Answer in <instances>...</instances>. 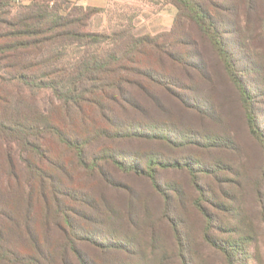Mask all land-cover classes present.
I'll use <instances>...</instances> for the list:
<instances>
[{"label": "trees", "instance_id": "obj_1", "mask_svg": "<svg viewBox=\"0 0 264 264\" xmlns=\"http://www.w3.org/2000/svg\"><path fill=\"white\" fill-rule=\"evenodd\" d=\"M169 1L178 12L172 32L177 41L132 37L121 50L117 38L87 30L88 20L96 10L84 11L70 0H0V84H19L23 92L48 90L53 97L46 115H31L30 120L28 115L9 117L6 113L10 102L5 97L17 93H8L6 87L3 92L0 88V142L7 152L4 162L0 161V193L4 196L2 205L12 212L2 215L0 211V264H127L130 261L117 257L121 252L129 254L130 249L119 248L120 243L107 238L104 242L100 240V232L82 227L81 214L72 206L92 207L91 197L83 184L77 183L79 180L72 179L74 172L70 173L59 157L54 159L50 155L45 143L49 137L70 150L75 166L84 177L100 184L88 188L93 192L101 187L128 192L130 187L123 182L135 178L146 180L167 200L162 174L187 171L199 194L195 207L207 222V242L226 256H232L226 247L209 239L211 220L196 171L202 167L198 172L204 176L210 174L204 162L198 161L197 150L220 148L229 140L215 134L196 140L177 126L157 123L138 101L142 97H134L132 93L138 91L158 107L159 101L151 97V91L159 88L182 107L200 110L197 104L183 97L187 95L183 92H192L183 84V78L191 82L194 73L202 77V71L174 52L179 42L188 44L184 41L190 39L188 28H196L211 46L235 91L251 136L264 149V132L259 127L254 103L256 91L224 37L223 17L220 18L222 2L241 1V6L226 7L225 15L237 19L242 16L248 23L253 14L262 11L259 22L264 25V0ZM18 5L23 8L14 15ZM154 57L161 65L169 61L172 68L154 70ZM203 78L210 81L208 73ZM65 118L76 119L85 128H67ZM11 143L18 146V155L8 149H13ZM136 143L152 149H140L139 153L123 147ZM165 146L173 155L186 151V157L192 159L163 155L160 149ZM31 156L33 161L29 159ZM20 202L27 207L21 217L15 209ZM36 205L40 207L38 211L34 209ZM37 217L43 223L38 230L32 225ZM12 231L18 244L10 243ZM84 248L92 249L94 254L86 255Z\"/></svg>", "mask_w": 264, "mask_h": 264}, {"label": "rangeland", "instance_id": "obj_2", "mask_svg": "<svg viewBox=\"0 0 264 264\" xmlns=\"http://www.w3.org/2000/svg\"><path fill=\"white\" fill-rule=\"evenodd\" d=\"M70 1L84 11L96 10L88 20L87 30L117 38L121 50L132 37L150 36L167 43L171 38L176 40L172 32L178 12L169 0ZM240 3L222 2V29L239 66L247 71L249 84L257 93L254 103L259 127L264 132V25L259 22L262 11L258 15L253 14L248 23L242 16L237 19L225 15L226 7L241 6ZM22 8L16 6L13 14L18 15ZM188 35L190 39L184 40L188 44L180 45L179 42L174 52L188 64L195 63L202 71V77L194 73L191 82L183 78V84L192 90L183 92L187 94L183 97L191 104H197L200 110L182 107L159 88L151 91V97H157L158 107L161 108L138 91H134L132 96L142 97L137 98L138 101L157 123L167 122L169 127L177 126L185 134L191 133L190 136L196 140H203L210 134L222 135V140H229L226 146L220 148L197 150L200 154H197L198 161L204 162L210 174L204 176L198 172L204 169L202 167L196 168V171L206 194L204 207L211 220L209 239L226 247L231 257L207 242V222L195 207L199 194L187 171H166L162 174L161 182L167 200L157 194L146 180L135 178L123 182L124 186L130 187L128 192L102 187L100 191L93 192L88 188L94 189L100 184L84 177L82 170L75 166L70 150L54 137H49L45 143L51 150L50 155L54 159L59 157L67 170L74 172L72 179L79 180L77 183H82L91 197L92 207L72 206L81 214L79 221L82 227L100 232V240L104 242L120 243L116 244L119 248L130 249L129 254L119 251L121 253L117 256L130 258L127 264H264V149L251 136L238 97L211 46L196 28H188ZM154 60V70L172 68L169 61L161 65L155 57ZM206 73L210 81L204 80ZM5 87L8 93H17L11 94L13 97H5L10 102L7 116L26 118L28 115L27 120H30L31 115H46L49 112L53 98L50 91L26 89L23 92L19 84H0L3 92ZM132 118L140 120L138 116ZM65 123L67 128H85L76 119L65 118ZM11 144L13 149H8L18 155V146ZM123 147L139 153L140 149H152L149 145L139 146L137 143ZM160 150L166 156H178L187 161L192 159L186 157V151L180 150L174 153L175 156L168 146ZM6 155L5 146L0 142V161L4 162ZM29 159L33 161L34 157ZM214 165L216 168H213ZM173 189L176 191L172 192ZM2 197L0 193V211L2 215H11L12 212L2 205ZM26 208V204L21 202L15 207L20 217ZM39 208L36 205L34 209L38 211ZM32 225L38 230L42 229L43 223L37 217ZM11 233L10 243L18 244L16 233ZM83 252L88 256L94 254L90 248H84Z\"/></svg>", "mask_w": 264, "mask_h": 264}]
</instances>
